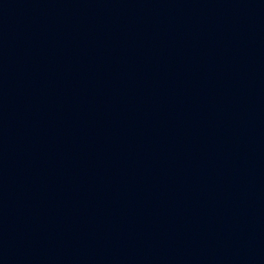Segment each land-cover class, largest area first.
Returning <instances> with one entry per match:
<instances>
[{
  "label": "water",
  "instance_id": "95a60500",
  "mask_svg": "<svg viewBox=\"0 0 264 264\" xmlns=\"http://www.w3.org/2000/svg\"><path fill=\"white\" fill-rule=\"evenodd\" d=\"M0 264H264V0H0Z\"/></svg>",
  "mask_w": 264,
  "mask_h": 264
}]
</instances>
